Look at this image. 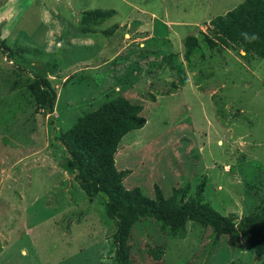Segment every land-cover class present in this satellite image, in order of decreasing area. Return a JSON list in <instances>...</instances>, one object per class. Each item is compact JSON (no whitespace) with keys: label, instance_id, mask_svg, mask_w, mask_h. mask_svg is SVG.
Segmentation results:
<instances>
[{"label":"rangeland","instance_id":"rangeland-1","mask_svg":"<svg viewBox=\"0 0 264 264\" xmlns=\"http://www.w3.org/2000/svg\"><path fill=\"white\" fill-rule=\"evenodd\" d=\"M241 1L0 0V38L36 49L11 59L0 51V264H114L116 219L105 195L87 196L66 169L59 137L118 95L141 104L146 119L115 153L116 167L130 169L125 187L153 198L154 183L165 196L188 186L189 198L206 177L204 199L222 214L242 217L261 203L264 57L230 45L183 59V38L201 40L211 18ZM96 8L116 13L82 22ZM169 52L187 77L176 89L175 71L160 63ZM40 76L57 93L54 121L27 87ZM185 227L172 238L160 222L137 220L131 264H264L244 237L231 246L223 234L212 247L210 227Z\"/></svg>","mask_w":264,"mask_h":264},{"label":"trees","instance_id":"trees-1","mask_svg":"<svg viewBox=\"0 0 264 264\" xmlns=\"http://www.w3.org/2000/svg\"><path fill=\"white\" fill-rule=\"evenodd\" d=\"M112 8H96L83 12L82 22H96L114 15ZM113 25L105 33L111 34ZM201 40L194 34L183 38V59L187 62L194 54L204 56V48L215 49L236 45L247 54L264 57V0H242L224 14L211 18ZM255 34L258 39L249 43L241 33ZM0 51L9 59L17 53L36 52L26 45L10 46L0 38ZM175 71L177 81L172 82L176 89L187 81L186 72L178 54L169 52L161 57ZM27 87L35 101V109L49 121L53 116L57 93L48 77L40 76L29 80ZM143 106L118 95L100 104L94 110L83 114L60 134L65 148L66 169L73 174L74 180L87 196L99 193L105 195V212L116 219L113 234L115 243L114 264H131L128 239L133 224L141 218H152L168 227L170 237L184 238L186 223L195 221L211 228L213 238L211 246L218 245L220 236L228 235L229 244L234 246L239 239L245 238L256 256L264 253V198L252 211L238 217L234 213L222 214L210 201L204 199V179L199 182L192 197L186 198L187 187L173 188L171 195L165 196L156 183L153 184L154 197L146 196L135 186L127 188L123 179L130 169H118L115 165V153L121 138L133 129L145 125L141 114Z\"/></svg>","mask_w":264,"mask_h":264},{"label":"clouds","instance_id":"clouds-1","mask_svg":"<svg viewBox=\"0 0 264 264\" xmlns=\"http://www.w3.org/2000/svg\"><path fill=\"white\" fill-rule=\"evenodd\" d=\"M241 35L249 43H251V42L255 41L256 39H258V37L255 34L249 35L248 33L245 32V33H241Z\"/></svg>","mask_w":264,"mask_h":264},{"label":"crops","instance_id":"crops-1","mask_svg":"<svg viewBox=\"0 0 264 264\" xmlns=\"http://www.w3.org/2000/svg\"><path fill=\"white\" fill-rule=\"evenodd\" d=\"M135 19H137V20H141V21L143 20V19H140V18H138V17L135 18ZM152 28L154 29V24H152L151 29H152ZM153 35H154V34H153ZM166 38H167V37H166ZM185 83H186V82H185Z\"/></svg>","mask_w":264,"mask_h":264}]
</instances>
